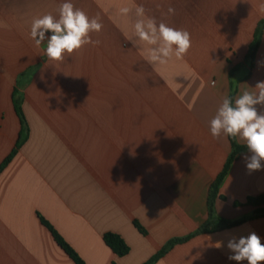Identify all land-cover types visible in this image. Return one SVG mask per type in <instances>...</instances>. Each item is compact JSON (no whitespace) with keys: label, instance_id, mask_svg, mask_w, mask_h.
<instances>
[{"label":"crops","instance_id":"0c3cea01","mask_svg":"<svg viewBox=\"0 0 264 264\" xmlns=\"http://www.w3.org/2000/svg\"><path fill=\"white\" fill-rule=\"evenodd\" d=\"M64 2L0 0V166L22 140L0 172V264H76L43 219L86 264H146L189 236L153 264H237L229 239L254 231L264 243V216L247 203L264 194V170L249 173L243 157L251 153L238 155L214 202L215 223L201 231L233 153L229 136L211 135L210 121L223 98L264 81V28L254 65L248 60L264 0H68L99 18L102 30L88 34L99 44L52 61L30 27L45 14L59 19ZM149 18L187 30V55L150 63L162 41L135 31ZM218 218L242 222L216 230ZM108 232L129 254L105 243Z\"/></svg>","mask_w":264,"mask_h":264},{"label":"clouds","instance_id":"9594fccd","mask_svg":"<svg viewBox=\"0 0 264 264\" xmlns=\"http://www.w3.org/2000/svg\"><path fill=\"white\" fill-rule=\"evenodd\" d=\"M129 9H120L122 14H127ZM259 11L264 14V4L259 6ZM138 16H144L142 6L136 8ZM175 9L168 8V14H174ZM103 28L99 18L90 19L87 13L75 8L71 2L65 0L59 7V19L51 14L34 18L30 27V37L39 47L48 37L45 49L46 56L52 61H63L65 53L72 54L81 49L85 44H99L88 38L89 32L99 33ZM135 31L140 40L155 45L158 40L162 44L154 48L148 57L150 63H167L171 56L182 59L191 48V34L185 29H177L161 22L158 27L154 19L138 20ZM212 86L215 83L212 82ZM256 92L244 91L233 100L225 97L222 100L214 118L210 121V133L215 137L221 134L234 139L239 138L246 144L251 155H244L246 169L249 173L264 170V113H258L257 105H264V81L255 84ZM222 241L216 243L219 248ZM227 249L232 253L229 260L237 264L247 261V264H264V243L254 231L247 235L233 237L227 242Z\"/></svg>","mask_w":264,"mask_h":264},{"label":"trees","instance_id":"16d2710c","mask_svg":"<svg viewBox=\"0 0 264 264\" xmlns=\"http://www.w3.org/2000/svg\"><path fill=\"white\" fill-rule=\"evenodd\" d=\"M264 28V21H262L257 29V35L255 38V41L253 42V44L250 47V51L248 54V60L251 63V66L254 65V60H255V56L257 53V49L259 47V33L261 32V30ZM231 99L234 102V93L231 95ZM17 111L19 113V115L21 116V118L23 119V114L22 111L20 109V107L17 106ZM230 140L232 142L233 145V153L231 155V157L229 158L223 172L218 176V178L215 180L214 184L212 185L211 188V193H210V197H209V210H210V219L209 222L207 224V226H204L201 231L203 232H209L211 231V229L208 227V225L215 223L214 221H212L214 219V202L216 200V198L219 196V191H220V186L232 164V162L235 160V158L238 155L244 154L246 152H248V149L246 146H241L238 145L236 142V139L230 137ZM20 140L17 144V148L4 160V162L2 163V165L0 166V172L5 169V167L11 162V160L14 158V156L17 154V150L18 147L21 144ZM247 203L253 207L256 208L255 210V216H264V194L257 196V197H249L247 200ZM219 223L216 226V230L217 229H223V228H229V227H233L235 225L240 224L242 221H236V222H231V221H227L224 219H219ZM43 223L51 230V232L53 233V236L55 237L57 243L65 250V252L75 261L76 264H86L85 261L80 257V255L73 249V247L66 242L58 233L57 231L51 226V224L49 222H47L46 220L43 219ZM136 226L143 232L145 233V229L140 226L137 222H136ZM214 230V229H212ZM192 236L183 238V239H176V240H172L170 241L164 248L163 250H161L157 255H155L150 261H148L146 264H153L155 261H157L162 255H164L168 248L176 243H182L185 241H188ZM104 240L105 243L119 256H126L127 254H129L131 248L130 246L127 244V242L118 234L113 233V232H108L104 235Z\"/></svg>","mask_w":264,"mask_h":264},{"label":"built area","instance_id":"2783aa9c","mask_svg":"<svg viewBox=\"0 0 264 264\" xmlns=\"http://www.w3.org/2000/svg\"><path fill=\"white\" fill-rule=\"evenodd\" d=\"M51 35V33H46V35H45V40L44 41H46L47 42V40H48V37Z\"/></svg>","mask_w":264,"mask_h":264}]
</instances>
